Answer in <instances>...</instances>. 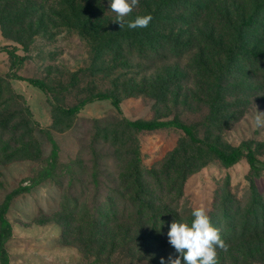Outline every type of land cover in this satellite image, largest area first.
Returning a JSON list of instances; mask_svg holds the SVG:
<instances>
[{
  "label": "rangeland",
  "instance_id": "1",
  "mask_svg": "<svg viewBox=\"0 0 264 264\" xmlns=\"http://www.w3.org/2000/svg\"><path fill=\"white\" fill-rule=\"evenodd\" d=\"M146 14L129 29L110 0H0V205L48 166L46 132L59 152L8 210L10 264H160L196 207L228 245L218 264H264V168L195 159L200 143L248 145L264 163V0H139L126 21ZM136 120L196 126L198 141Z\"/></svg>",
  "mask_w": 264,
  "mask_h": 264
},
{
  "label": "trees",
  "instance_id": "2",
  "mask_svg": "<svg viewBox=\"0 0 264 264\" xmlns=\"http://www.w3.org/2000/svg\"><path fill=\"white\" fill-rule=\"evenodd\" d=\"M236 47L241 48V44L238 37L236 38ZM236 50H234L233 53H235ZM12 56L14 58V65H16L18 62H21L20 57L18 55L12 53ZM29 82L35 87H38L40 89L45 90L46 88L45 85L40 81L29 80ZM106 99H110V96L107 94H99L92 98L80 102L74 107L61 108L60 110L65 114L74 115L79 113L87 103H91L96 100H106ZM216 100L217 99L214 100V103H216ZM113 105L118 110H121L120 103L118 100H113ZM127 124L129 125V127H131L136 131H155L163 128L175 127L181 129L194 141L196 142L198 141L197 138L195 137V130L197 128L196 126H187L175 120H169V121L136 120V121H128ZM46 133L52 144V151L50 154V162L48 166L40 173V175L36 179L32 180L29 185H24L13 190L6 197L5 201L0 205V264H10V255L7 250L6 244L12 236L13 228L10 221L7 219L6 215L12 204V201L15 198L25 193H29L33 188L39 186L45 180L52 178L58 167V153H59L58 146L54 141V139L50 136V134L48 132ZM211 157L218 158L227 167H230L238 163L243 158H245L252 169L258 170L264 168V163H261L257 159L256 155L248 145H242L232 151H226L220 149L216 145H204L200 143L195 158L196 161L199 163V165L204 166ZM96 183H98V180H96Z\"/></svg>",
  "mask_w": 264,
  "mask_h": 264
},
{
  "label": "clouds",
  "instance_id": "3",
  "mask_svg": "<svg viewBox=\"0 0 264 264\" xmlns=\"http://www.w3.org/2000/svg\"><path fill=\"white\" fill-rule=\"evenodd\" d=\"M139 6V0H110V9L116 14L115 23L120 28L144 29L149 26L153 17L151 14L137 16L134 20L126 21L135 8ZM254 126L264 128V112H258L253 118ZM191 224L173 221L167 233L169 244L175 249L177 255L169 254L167 260L163 257L160 264H218L217 249L227 251L228 245L221 238L220 229L215 227L204 207H196L192 210Z\"/></svg>",
  "mask_w": 264,
  "mask_h": 264
}]
</instances>
